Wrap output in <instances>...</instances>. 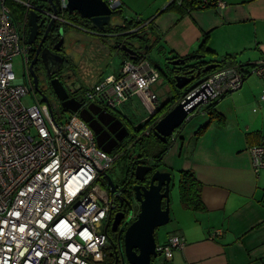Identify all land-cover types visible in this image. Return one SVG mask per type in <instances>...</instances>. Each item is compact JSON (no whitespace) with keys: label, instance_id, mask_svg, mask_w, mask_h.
<instances>
[{"label":"built area","instance_id":"obj_1","mask_svg":"<svg viewBox=\"0 0 264 264\" xmlns=\"http://www.w3.org/2000/svg\"><path fill=\"white\" fill-rule=\"evenodd\" d=\"M49 1L0 0V264H106L109 239L105 224L116 195L111 194L103 175L117 157L98 146L80 111L97 106L109 114L133 97H140L148 109L156 111L158 97L151 88L160 80V73L140 52L139 59L124 60L117 74L84 91L78 100L80 111H70L61 121L46 104L25 106L23 99L35 93L27 43L30 13L71 26L60 15L68 12L67 0H57L56 13ZM182 2L169 3L182 6ZM197 2L203 9L225 6L221 0ZM9 3L25 10L22 26ZM107 3L113 10L121 9L119 0ZM18 56L24 66L21 79L13 69ZM248 74L264 80V59L250 71L234 64L209 74L182 98L199 93L194 103L204 101L188 119L203 105L240 90ZM250 154L254 172L264 170V137ZM217 235L219 232H213L211 238ZM184 245L182 236L172 235L156 247L170 261L174 251Z\"/></svg>","mask_w":264,"mask_h":264},{"label":"crops","instance_id":"obj_2","mask_svg":"<svg viewBox=\"0 0 264 264\" xmlns=\"http://www.w3.org/2000/svg\"><path fill=\"white\" fill-rule=\"evenodd\" d=\"M119 1L123 16L126 0ZM170 1L150 0L151 16L145 19L153 21L154 46L160 47L166 62L197 53L204 55L206 63L225 60L228 66L237 64L250 71L264 59V0H221L223 8L195 9L190 14L169 7ZM85 41L79 33L68 32L66 56L82 52L85 45L87 50L97 48V57L89 63L111 60L114 48L107 40ZM119 53L115 52L123 63L126 58ZM241 86L217 105L222 121L211 122L197 136L210 116L205 111L196 113L160 161L161 170L176 173L173 186L177 184L178 191L179 172L194 173L202 185L205 207L185 210L180 193L175 197L169 209L170 234L182 236L185 245L174 251L169 264H264V170L256 174L250 158V149L264 137V80L248 74ZM213 232H219L215 239Z\"/></svg>","mask_w":264,"mask_h":264},{"label":"water","instance_id":"obj_3","mask_svg":"<svg viewBox=\"0 0 264 264\" xmlns=\"http://www.w3.org/2000/svg\"><path fill=\"white\" fill-rule=\"evenodd\" d=\"M51 8H53L54 13L58 10L59 2L57 0H50ZM109 4L105 0H67L68 12L70 14L77 12L81 19L88 20L92 23L93 30L98 32H105L106 27H117L122 28L124 26L125 21L114 20V15L122 14L121 10H113ZM39 16L35 12L30 13L29 18V36L27 43L29 45H33L38 36L40 24H39ZM54 19L50 23L49 29L51 28ZM48 29V30H49ZM62 34L63 32L60 31ZM43 43V42H42ZM64 43V39H62L57 44V51L61 50V46ZM39 48L37 50L35 59L31 62L30 72L33 78V86L34 91H37L38 94L41 95L45 104L51 109L52 106L49 104V100L44 94H41V89L39 87L38 78L33 70L34 65L38 60V56L42 59V61L47 63H63L64 59L62 57H57L56 60L51 58L49 60L47 49H44L41 53V44H39ZM121 49L125 52V54L129 55L131 60H136L138 58V53L131 49L127 44L121 46ZM55 60V61H54ZM168 64L175 67H184L187 65L186 60L177 59L170 60ZM220 64H209L199 71L203 73H208L213 70H216L220 67ZM148 68V67H147ZM192 71L187 72L185 74H179V71L173 75L175 83V88L179 90H183L184 87H187L189 84L193 83L195 77L192 75L189 77ZM197 74V75H198ZM194 87V86H193ZM191 87V89L193 88ZM51 88L54 91L55 95L58 97L59 101L62 102V107L65 110L78 112L80 111L81 104H79L78 100L69 99L68 94L66 93V89L62 85L58 79L51 80ZM189 91V90H188ZM75 93V91H72ZM199 96V93L182 99L179 104H177L170 112L159 120L158 124L154 127V135L156 138H159L163 143H168L170 138L173 139V142H176L177 136H175L176 132L179 129H182L189 121V117L194 113V111L204 103V101H199L194 103L195 99ZM80 117L90 126L96 136L98 146L102 148L108 154H112V151L115 150L118 143L122 142L124 138L128 137V129L124 126L123 122L116 118V116L111 115V113H107L102 111L101 108L97 106H91L89 109H83L80 111ZM96 117V118H95ZM178 134V133H177ZM114 135V138L110 139V136ZM110 139V140H109ZM153 170L152 167L146 165H140L136 167L135 178L137 181L143 182L146 178V174L150 173ZM150 183L147 187L144 186H136L135 187V199L140 203V212L136 218V220L130 223V226L126 229L124 234V251H125V260L124 264L128 262L129 264H154L152 259H157L161 256L160 253L157 252V241L156 230L160 227H164L169 224L171 221L170 216V191H171V183H172V175L168 170H155L151 173ZM106 179L109 182L111 194L116 195L120 202H124V198L121 197L119 191L116 190V185L112 179V177L108 176L107 173H104ZM123 215L118 214L114 220L113 232L117 230L118 223L122 219ZM130 222V219L127 223ZM125 223V224H127ZM124 228L122 229L123 233ZM121 233V236H122ZM122 243V241H121Z\"/></svg>","mask_w":264,"mask_h":264},{"label":"flooded vegetation","instance_id":"obj_4","mask_svg":"<svg viewBox=\"0 0 264 264\" xmlns=\"http://www.w3.org/2000/svg\"><path fill=\"white\" fill-rule=\"evenodd\" d=\"M67 15L69 17H71L72 19H77L78 22H80V26L84 27L85 25H87V23H89L88 20L85 19H81L80 15L77 12H74L72 14H70L69 12H67V14L65 15V17L62 19L66 22H68V20H65L67 17ZM122 14H117L114 15V20H122L121 18ZM79 18L81 20H79ZM53 19H47L45 17H41L39 18V24H40V28H39V34L36 38V41L33 45L31 46V52H30V57L31 58V62L35 59L34 57L36 56L37 50L39 48V44H41V53L43 52L44 49H47L48 52H50V55L48 54L49 60L51 58L55 59L56 56L57 57H62L64 59L63 63H47L45 64L42 59L38 56V60L36 62V64L34 65L33 70L35 71V74L38 78L39 82V87L41 89V94L46 93L45 89L41 88V85L44 86L46 85V87L51 88V80L53 79H58V81H60L62 83V85L65 87L64 84H68V88L70 90V92H68L66 90V93L68 94V100L69 99H75V100H79L80 98V91L83 90V85H82V81L80 80L79 76H78V70H77V66L75 65V63H72L71 59L66 56L67 53L66 48H67V29H69L68 27H71L75 30H79L81 31L82 29L79 26L74 25L70 20V24L71 26L64 24L63 22L54 19V22L51 26V28L49 29L50 23L52 22ZM65 26H68L67 28ZM125 26V23H124ZM123 26V27H124ZM122 27V28H123ZM30 29V28H29ZM49 29V30H48ZM117 29H121V28H117V27H106L105 32L102 33H96L98 31L93 30L94 32H89L92 36H94L95 38H102L105 41L107 40V42L112 44V47L116 48V50L118 52H120V54H125V52L121 49V46L124 44H127L131 49H133L134 51H136V53H140L141 51V43L137 40H139L138 38H132V39H128V32H119ZM62 31L63 34L60 32ZM140 31V30H139ZM138 30H136V32L138 33V36L142 35L140 32L139 33ZM84 32V31H82ZM128 33V34H127ZM64 39V43H62L63 45L61 46V50L57 51L56 47L57 44ZM133 40V41H130ZM130 41V42H129ZM43 42V43H42ZM137 42V43H136ZM56 60V59H55ZM54 60V61H55ZM51 61V60H50ZM30 62V63H31ZM31 65V64H30ZM203 68H201L200 66H191L189 68H185L183 70L180 71L179 74H185L187 72L192 71V73H190V75H188L189 77H191L192 75L195 77V80L193 81V83L189 84L187 87H184V91H188L191 89V87H193L195 84L198 85L200 82H202L206 77L209 76L210 72L208 73H203L200 72V74H198L199 71H202ZM198 74V75H197ZM32 77V75H31ZM33 80V78H32ZM195 85V86H196ZM72 91H75V93H72ZM37 92V91H35ZM62 104V102H61ZM111 113V112H110ZM112 115V114H111ZM115 116V115H114ZM96 118V117H95ZM116 118H118L116 116ZM124 124V123H123ZM124 126L128 129V137L124 138V140L120 143H118L116 148L121 147L122 145L126 144L127 142L133 140V138L135 137V133L133 128L128 127L126 124H124ZM177 135V134H176ZM114 138V135L110 136V139ZM109 139V140H110ZM168 142H172L173 143V139L170 138L168 140ZM170 143V145L172 144ZM115 148V149H116ZM140 161V159H139ZM131 166L129 167L128 170L125 171L124 177L121 180H117V182H114L116 185V190L119 191V194L121 195L122 198H124V202H120V200H118V198L116 197L115 203L113 205V207H111L110 211L108 212V217L106 220V227H107V234H108V245L105 248L106 249V255H105V262L107 264H124L125 260V251H124V245H123V241H124V234L126 229L130 226V223L134 222L137 218L138 215H135V207L138 205L140 207V203L136 201L135 199V187L136 186H144L147 187L150 183V177H151V173H153L155 170L160 169L159 163H155V162H151V161H147L145 163H135V161L130 162ZM140 165H146L149 167H152L153 170L146 174V178L143 182L137 181L135 178V171H136V167L140 166ZM118 214H122L123 217L120 220V223H118V227L117 230L113 232V223L114 220L116 218V216ZM130 219V222L127 223V221ZM127 223V224H125ZM123 233L121 232L122 229ZM122 233V236H121ZM122 241V243H121ZM126 264H129L128 262H126Z\"/></svg>","mask_w":264,"mask_h":264},{"label":"rangeland","instance_id":"obj_5","mask_svg":"<svg viewBox=\"0 0 264 264\" xmlns=\"http://www.w3.org/2000/svg\"><path fill=\"white\" fill-rule=\"evenodd\" d=\"M105 1H109V0H105ZM150 3H151L150 0H126V1H124V6H122V10L124 11L122 17H124L127 21L138 20V19L141 20V18H143L145 20L149 16H151L152 4H150ZM13 10L16 11L13 14H14L15 18H17V22L22 26V24H23L22 21L24 20V17L23 18L21 17L20 10L18 11L17 8H14ZM60 15L62 17H65L66 13L64 15L63 14H60ZM66 32H67V34H68V32H70V33L74 32L75 34L79 33V35L82 38H84L86 41L88 39H92V38L94 39L95 38L94 36H92L88 33L78 32L77 30H75L71 27H69V29H67ZM130 41H133V40H130ZM74 42H75V39L73 38L70 43H74ZM85 42H83V43H85ZM79 44H81V42ZM74 46L75 45L72 44L71 49H73ZM82 48H83L82 52H79L78 54L76 52V53H74V55H72L73 58L76 59L75 65L77 66L76 68L78 70V76H79L80 80L82 81V85H83V90L80 91L81 92L79 95L80 97L83 95L84 91H86L87 89H90L92 87H95L96 84H98L101 79L106 78V77L111 76V75H115L116 73H118V71L121 68L120 65L122 63V61L120 60L122 58L120 56H116L118 54H115V52L117 51L115 47L113 50V56H112L111 60H108L106 58L104 63H98V61H95V64L89 63L88 61H91L92 57L93 58L97 57V55H96L97 52H95L97 50V48H95V49H89L88 48L89 50H87V47L85 45ZM159 51H160V47L154 46L148 52V55H147L148 61L151 63L150 65H152L153 67H155V66L158 67L162 73V76H161L162 78L158 81V83L156 85H154L151 88L157 94V97H158L157 106L155 103V107H157L156 111L152 110V109H148L143 104L142 99L140 97H135L133 99V102L131 101L130 103L124 104L121 107H117L114 111H111L112 115L117 116L118 119H120L128 127H131V128H132V126L138 127V125H141L142 123L146 122V120L151 118L152 116H154L156 114H157V116H159L157 111L159 110L161 105L164 104L165 102H167V100H169L170 96H172V91H171L170 85H169L168 80H167L168 78H170V76H169L170 72L168 71L169 69L167 68L168 65H167V62L165 61V58L163 57V55ZM72 56L70 55L71 61H73ZM79 60H81V63H77ZM13 69H14V73H15L16 78L21 79L24 75V70H23L24 66H23L22 58L20 56L14 57ZM64 85H65L64 88L68 92H70V90L68 88L69 87L68 84H64ZM41 88L45 89L46 93H44V95L49 100V103H50L49 105L52 106L53 109H54V107H56V109H54V112H55V116H56L55 118L58 121H61L64 118H67L68 116H70V111L65 110L62 107L61 101H59L58 97L55 95V93H53L54 91L52 89H50L49 87H46V85H44V86L41 85ZM179 102H180V100L178 101V104H179ZM23 103L25 104V106H33L35 104H45L41 95L38 94V92H35V93L32 92V93L28 94L27 97L23 99ZM175 106H173V108ZM206 106H208V105H203V107L201 108V111H204L206 109ZM172 109H170L169 112ZM57 112H59L61 114L60 117H58ZM164 115L162 116V118L164 117ZM180 130L181 129H179V131ZM179 131H177L176 134L179 133ZM176 134H175V136H176ZM170 143H172V142H170ZM147 144H150V146H151V148H150V146H149V148H147V150L149 151V156H150V155H152L151 149L153 151H156V149H158L157 148L158 144L154 139H151V138L147 139ZM116 151H119V149L113 150L112 151L113 153L111 154L114 158H116L117 154H118ZM153 154H154V152H153ZM120 155H122V152H120V154L118 155L119 157L117 158L116 162H113L112 168L107 173L108 176L112 177L114 182H117V180L123 179L125 171L129 169L127 164L130 165L131 164L130 162H132L131 159H129L130 156L132 155V153H128L127 155H125L126 158H123V159H122V157H120ZM149 161L152 162L153 158L149 157ZM172 174H173L172 175V183L170 185L171 191H170V197H169L170 198V209H171L172 203H175V200H176L175 197L179 195V191L177 189V184L175 187L176 189L173 186L174 182L177 181V177H176L177 175H176V173H172ZM139 210H140V207L137 205L135 207V211H134L135 215L139 214V212H140ZM171 223L172 222H170L166 226L160 227L156 230V233L154 235L156 236V241L158 244H163V243L167 242L169 237H171V234H170V232L172 231V224ZM152 260H153L154 264H163L165 262V259L163 256H160L159 258L152 259Z\"/></svg>","mask_w":264,"mask_h":264},{"label":"trees","instance_id":"obj_6","mask_svg":"<svg viewBox=\"0 0 264 264\" xmlns=\"http://www.w3.org/2000/svg\"><path fill=\"white\" fill-rule=\"evenodd\" d=\"M199 0H184L183 5L182 6H177L175 4H170L169 7L171 6H176L179 9H184L187 12H191L195 9H203L202 7L198 6V2ZM9 6L11 7L13 13L16 12L13 9L17 8V10H20L21 13V17L23 18L25 15V10L22 9V7H19L17 5H15L14 3H9ZM198 6V7H197ZM14 7V8H13ZM189 10V11H188ZM189 12V14H190ZM67 14V12H66ZM68 18H66L65 20H70L74 25L76 26H80V22H78L77 19H72L71 17H69L67 15ZM16 22H17V18H15ZM79 20H81L79 18ZM69 21V22H70ZM153 21H149V20H131V21H125V26L121 29H117L119 32H128V39H132V38H138L140 43H141V51L143 54H148L147 52H149V50L154 47V44L157 43V37L154 33V28H153ZM66 28L68 26H65ZM81 27V26H80ZM69 28V27H68ZM85 30L87 31H92L93 27H92V23H87V25H85L84 27ZM136 30H140L139 32H142V35L136 37L138 35V33L136 32ZM120 54V53H119ZM141 53H138V59L140 57ZM126 59H130L128 54H122ZM204 55L201 54H191L187 57L184 58H173L172 60H177V59H184L186 60L187 65L184 67H175V66H171L168 64L167 60V68L169 69L168 71L170 72V78H168V83L170 85L171 91L173 92V95L169 98V100H167V102H165L164 104L161 105V107L159 108V110L157 111V113L159 114V116L154 115L151 118L147 119L146 122L142 123L141 125H138V127H133L134 133H135V137L133 138V140L127 142L126 144L122 145L119 148L120 152H122V155H120V157L126 158L125 155H127L128 153H132V155L130 156L129 159H131V161H135V163H145L147 161H149V157L153 158L152 162H155L156 164L159 163V165L161 164V160L163 158V156L169 151L170 149V142L168 143H163L162 141L159 140V138H156V136L154 135V127L156 124H158V121L162 118V116L167 112H169L170 109L173 108V106H175L176 104H178V101L183 98V96L188 92V91H184L183 90H179L177 88H175V81L174 78L172 77L173 75L176 74L177 71H180L185 69V68H189L191 66H200L201 68L206 67L209 64H220L221 66L219 68L222 67H227L228 65L227 62H225V60L222 61H216V62H204ZM125 59V60H126ZM232 65V64H231ZM218 68V69H219ZM217 70V69H216ZM213 70L210 72L213 73ZM158 71L160 73L159 77L160 79L162 78V73L158 68ZM228 96V95H227ZM221 97L220 101L214 102L208 106H206V109L204 111H208L209 112V122H207V124L205 126H203L198 132H197V136L202 135L205 130L208 128V126L211 124V122L213 121H222V117L220 115H218V113L215 111L217 105L219 104V102H221L225 97ZM164 113V114H163ZM165 114V115H166ZM164 115V116H165ZM151 138L154 139L157 144H158V149H156V151H153L151 149V153L152 155L149 156V151L147 150V148H149L150 144H147V139ZM151 148V146H150ZM115 149V150H116ZM119 151H116L117 154V158L119 157L118 155L120 154ZM154 152V154H153ZM116 158V160H117ZM140 159V161H139ZM116 162V161H115ZM128 167L131 166V164H127ZM160 167V166H158ZM180 173V180H179V193H180V198L182 201V204L186 209L192 210V211H203L205 210L204 208V204L202 202V198L200 197L201 195V189H202V185H200V182L198 180H196V177L194 175V173H192V171L187 170V171H182L179 172ZM105 262V261H104ZM106 263V262H105ZM107 264V263H106ZM163 264H169L168 261H165Z\"/></svg>","mask_w":264,"mask_h":264}]
</instances>
